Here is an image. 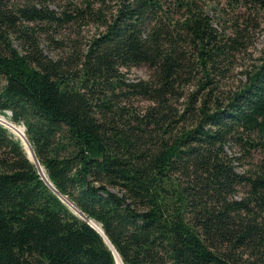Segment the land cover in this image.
Masks as SVG:
<instances>
[{
	"label": "trees",
	"instance_id": "1",
	"mask_svg": "<svg viewBox=\"0 0 264 264\" xmlns=\"http://www.w3.org/2000/svg\"><path fill=\"white\" fill-rule=\"evenodd\" d=\"M58 1L0 0V115L105 236L0 123V264H116L106 238L124 264H264V58L226 86L264 0H224L229 33L205 0H121L110 18ZM88 11L103 29L84 50L48 35Z\"/></svg>",
	"mask_w": 264,
	"mask_h": 264
},
{
	"label": "rangeland",
	"instance_id": "2",
	"mask_svg": "<svg viewBox=\"0 0 264 264\" xmlns=\"http://www.w3.org/2000/svg\"><path fill=\"white\" fill-rule=\"evenodd\" d=\"M205 1L208 5L207 13L211 16L214 26L220 28L222 31L226 29L229 33L230 29L227 27L229 26V23L234 20L233 15H231L233 12L231 11L230 6L227 5L224 0H214L212 3L209 0ZM119 2H121V0H63L56 3H50L48 6L59 13H61L67 3H70L72 7H80V9H84L88 4H91L95 12L99 11L100 6H103L102 10L106 12V18H110L115 14V7L117 3L119 5ZM85 15L87 16L84 18L80 17L79 19H76L75 23L70 25V27L68 26L66 29H61L60 33H50L48 35L52 36L55 41L68 39L69 37L76 42L78 50H84L87 47L86 44L92 39L93 35H96L103 29L99 22L94 21L93 16L90 18V15H92L90 11ZM252 27L253 28L248 32V35L245 38L243 44L244 47L241 48L239 53H237L233 59L232 68L228 76V84H226V86L238 84L241 80L244 81L245 71L251 70L259 65L261 59L264 58V16L259 15L256 17ZM38 36L40 39L39 45L43 48L48 57L56 59V57L58 58L67 53L65 50L67 47L55 46L54 43H51V40L47 37L46 33H40ZM130 69L131 70L128 72L129 78L137 76L145 77L148 75V69H146L145 65L141 67H132ZM7 114L9 115L11 112H7Z\"/></svg>",
	"mask_w": 264,
	"mask_h": 264
},
{
	"label": "water",
	"instance_id": "3",
	"mask_svg": "<svg viewBox=\"0 0 264 264\" xmlns=\"http://www.w3.org/2000/svg\"><path fill=\"white\" fill-rule=\"evenodd\" d=\"M0 123L2 124V125H5L6 127H8V128H10V126H8V125H6L2 120H0ZM24 128H25V125H24ZM12 129L10 128V131H11ZM12 133H14L13 131H12ZM14 134H16V133H14ZM17 135V134H16ZM18 136V135H17ZM20 138H21V136H19ZM21 140H23L22 138H21ZM29 140V139H28ZM29 143H30V141H29ZM31 145V144H30ZM24 146V145H23ZM32 147V146H31ZM24 148H25V146H24ZM26 149V148H25ZM27 150V149H26ZM33 151H34V154H33V156H31V155H29V152H28V150H27V152H28V157L32 160V161H35V163L37 164V170H38V173H40L41 174V176L43 177V180L48 184V185H50L51 186V188L54 190V192L57 194V196L58 197H60L61 199H63V201L65 202V204L70 208V209H72L74 212H76V209H73V208H71L70 206H69V204H67V202L64 200V197L62 196V195H64V194H62L58 189H57V187L55 186V185H53L52 184V182L49 180V177L47 176V173H46V175L44 174V173H42L41 171H40V166H42L43 167V165L40 163V161H38V159H37V157H36V152H35V150H34V148H33ZM44 169V168H43ZM64 196H66V195H64ZM79 209V208H78ZM76 214H78V216H80L81 218H83V219H85L86 221H89V223L93 226V228H95L97 231H99L100 233H102L104 236H105V233L103 232V230H102V228L101 227H99V228H96L97 226H95V224H93V222L91 221V218H89V217H87L86 216V214L80 209V213L79 212H76ZM106 241L109 243V245H111V247L113 248V250H114V256H115V258H116V255L115 254H118V252H117V250L115 249V246H113L110 242H109V240H108V238H106ZM119 255V254H118ZM120 257V256H119ZM117 259V258H116ZM121 259H122V257H121ZM123 260V259H122ZM124 262V261H123ZM117 263H118V261H117ZM116 263V264H117Z\"/></svg>",
	"mask_w": 264,
	"mask_h": 264
},
{
	"label": "bare ground",
	"instance_id": "4",
	"mask_svg": "<svg viewBox=\"0 0 264 264\" xmlns=\"http://www.w3.org/2000/svg\"><path fill=\"white\" fill-rule=\"evenodd\" d=\"M0 120H2L6 125L10 126V128L12 129L11 131L16 133L18 135V137L21 136V138L23 139V145L28 150L29 155L33 156L34 151H33V148L31 147V145L29 143V140L25 136V133H24L25 128L22 125H16V124L12 123V121L8 120L6 117H4L2 115H0ZM40 171L46 175L42 166H40ZM62 196L64 197V200L67 202V204H69V206L71 208L76 209V212L80 213V209H78V207H76L73 202H71L68 198H66L67 196H64V195H62ZM91 221L93 222V224H95V226H97L96 228L101 227V225L98 222H96L95 220H91ZM115 255H116V258L118 261L117 264H124L122 262L121 257H119L118 254H115Z\"/></svg>",
	"mask_w": 264,
	"mask_h": 264
}]
</instances>
